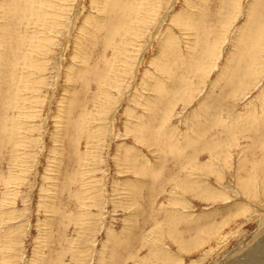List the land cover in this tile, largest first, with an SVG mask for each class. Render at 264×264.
I'll use <instances>...</instances> for the list:
<instances>
[{"label":"rangeland","instance_id":"obj_1","mask_svg":"<svg viewBox=\"0 0 264 264\" xmlns=\"http://www.w3.org/2000/svg\"><path fill=\"white\" fill-rule=\"evenodd\" d=\"M263 174L264 0H0V264H264Z\"/></svg>","mask_w":264,"mask_h":264},{"label":"bare ground","instance_id":"obj_2","mask_svg":"<svg viewBox=\"0 0 264 264\" xmlns=\"http://www.w3.org/2000/svg\"><path fill=\"white\" fill-rule=\"evenodd\" d=\"M190 4V3H189ZM192 5V4H191ZM190 5V6H191ZM187 12V11H186ZM247 52V51H246ZM239 54V53H238ZM74 71V70H73ZM73 71H72V73H73ZM117 74V73H116ZM72 75V74H71ZM253 128V127H252ZM264 175V174H263ZM264 177V176H263ZM261 179V178H260ZM264 179V178H263ZM245 180V179H244ZM248 181V180H247ZM254 187V186H253ZM251 188V187H250ZM191 190V189H190ZM248 220V219H247ZM185 224V223H184ZM164 231V230H163ZM168 231V230H167ZM172 234V233H171ZM195 244V243H194ZM259 249V248H258ZM257 253V252H256ZM241 259V258H240ZM244 259V258H243ZM233 261V260H232ZM238 264V263H237Z\"/></svg>","mask_w":264,"mask_h":264}]
</instances>
